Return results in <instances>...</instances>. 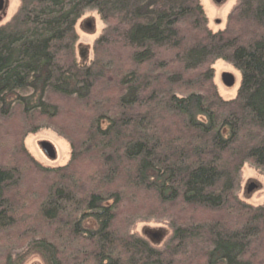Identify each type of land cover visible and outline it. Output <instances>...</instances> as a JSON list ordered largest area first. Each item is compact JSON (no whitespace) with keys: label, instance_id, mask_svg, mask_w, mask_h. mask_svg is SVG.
<instances>
[{"label":"trees","instance_id":"16d2710c","mask_svg":"<svg viewBox=\"0 0 264 264\" xmlns=\"http://www.w3.org/2000/svg\"><path fill=\"white\" fill-rule=\"evenodd\" d=\"M87 10L106 28L80 65ZM215 60L240 73L233 100L211 85ZM9 120L71 152L58 168L23 146L0 163V264H264V206L236 196L245 163L264 172V0L217 33L199 0H22L0 26ZM133 209L169 219L164 248L122 226Z\"/></svg>","mask_w":264,"mask_h":264},{"label":"rangeland","instance_id":"374dc122","mask_svg":"<svg viewBox=\"0 0 264 264\" xmlns=\"http://www.w3.org/2000/svg\"><path fill=\"white\" fill-rule=\"evenodd\" d=\"M21 1L1 0L0 26L8 23L19 11ZM239 2L240 0H223L222 3L217 4L214 0H199L207 20L208 30L212 33L223 31L227 26L229 15ZM105 28L106 25L95 10L85 11L77 21L75 26L77 35L75 58L80 65H87L93 59L94 43L102 35ZM209 69L213 72L211 85L215 88L218 95L226 101L235 99L241 80L240 73L232 64L224 60L211 62ZM223 73H229L234 77L235 84L233 87L227 88L222 84L221 76ZM2 124H0V163L9 161V158L17 155L19 153L17 151L21 146L42 167L58 168L65 166L69 162L71 152L69 143L52 127H44L36 133H25L24 135V133L19 131V125L16 121H11L7 128L2 127L6 124ZM41 142H48L53 146L56 154L55 159L51 160L45 156L40 148ZM18 156H20V153ZM250 184H253L254 188L251 192H248ZM236 196L246 205L252 207L264 206V172L251 163H245L239 173ZM131 211H134V209ZM132 215L130 221L127 220L126 225H122L128 233L146 240L155 249L161 250L164 248L171 236L169 219L152 217L148 214V211L141 210L138 213L134 211ZM24 264L43 263L39 257L33 256Z\"/></svg>","mask_w":264,"mask_h":264},{"label":"water","instance_id":"95a60500","mask_svg":"<svg viewBox=\"0 0 264 264\" xmlns=\"http://www.w3.org/2000/svg\"><path fill=\"white\" fill-rule=\"evenodd\" d=\"M215 3L220 4L223 2V0H214ZM0 9H1V0H0ZM221 82L222 84L227 87V88H231L234 86L235 84V79L234 77L229 74V73H223L221 76ZM40 148L43 151V153L45 154V156L51 160L55 159L56 154L54 151L53 146L48 143V142H41L40 143ZM254 188L253 184H250L248 187V192H251Z\"/></svg>","mask_w":264,"mask_h":264}]
</instances>
